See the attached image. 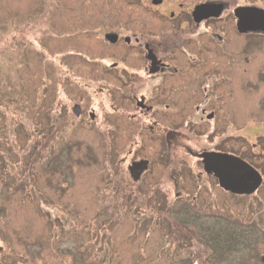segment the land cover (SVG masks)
I'll list each match as a JSON object with an SVG mask.
<instances>
[{
	"label": "flooded vegetation",
	"instance_id": "obj_1",
	"mask_svg": "<svg viewBox=\"0 0 264 264\" xmlns=\"http://www.w3.org/2000/svg\"><path fill=\"white\" fill-rule=\"evenodd\" d=\"M92 13L83 17L85 33L100 48L93 53L88 43L79 75L48 63L56 74L47 71L45 87L57 93L40 96L50 113L39 125L33 108L34 132L91 130L98 159H115L120 180L135 184L157 154L161 177L149 188L172 186L176 197L182 180L164 170L192 163L197 178L246 197L248 219L235 221L226 245L241 257L245 244L248 263L264 264V0H109ZM35 28L45 29L42 20ZM65 84L81 87L80 95ZM205 153L212 163L227 154L242 160L245 191L226 190L216 168L205 171Z\"/></svg>",
	"mask_w": 264,
	"mask_h": 264
},
{
	"label": "rangeland",
	"instance_id": "obj_2",
	"mask_svg": "<svg viewBox=\"0 0 264 264\" xmlns=\"http://www.w3.org/2000/svg\"><path fill=\"white\" fill-rule=\"evenodd\" d=\"M108 1L0 0V264H249L241 242V257L232 245L208 247L248 219L246 197L197 178L192 163L164 170L182 180L176 197L172 186L149 188L161 177L157 154L135 184L120 180L115 159H98L91 130L34 132L33 108L39 125L50 113L40 96L57 93L45 87L47 71L56 74L48 63L86 72L88 43L93 53L100 45L83 17Z\"/></svg>",
	"mask_w": 264,
	"mask_h": 264
},
{
	"label": "water",
	"instance_id": "obj_3",
	"mask_svg": "<svg viewBox=\"0 0 264 264\" xmlns=\"http://www.w3.org/2000/svg\"><path fill=\"white\" fill-rule=\"evenodd\" d=\"M199 8H206L207 5L198 6ZM204 170L209 172L211 168L218 170V178L221 186L226 190H231L236 193L245 191L247 179H244L245 165L242 160L237 159L229 154L218 155L215 162L212 163L209 153H205L203 157ZM254 177L250 176L251 187H255ZM1 249V248H0Z\"/></svg>",
	"mask_w": 264,
	"mask_h": 264
},
{
	"label": "trees",
	"instance_id": "obj_4",
	"mask_svg": "<svg viewBox=\"0 0 264 264\" xmlns=\"http://www.w3.org/2000/svg\"><path fill=\"white\" fill-rule=\"evenodd\" d=\"M184 225V224H183ZM228 241L225 239V238H223V237H220V239L217 241V244L218 245H216V247H217V249H219L220 250V254H222L225 250H226V243H227ZM211 247H212V249L214 250V246H212L211 245ZM216 251V250H215ZM220 254H218V256L220 255Z\"/></svg>",
	"mask_w": 264,
	"mask_h": 264
}]
</instances>
